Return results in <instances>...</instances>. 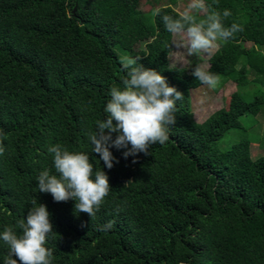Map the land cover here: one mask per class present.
Segmentation results:
<instances>
[{
  "label": "trees",
  "instance_id": "trees-1",
  "mask_svg": "<svg viewBox=\"0 0 264 264\" xmlns=\"http://www.w3.org/2000/svg\"><path fill=\"white\" fill-rule=\"evenodd\" d=\"M157 1L0 0V233H19L35 200L53 224L52 264H264V154L251 156L249 137L218 146L243 116L264 114V0H205L209 12H231L225 26L244 30L208 59L215 89H236L202 122L191 95L207 86L192 75L197 65L168 62L172 34L161 17L176 18L179 0H164L153 15ZM117 47L164 75L183 99L164 144L125 158L127 149L109 142L118 163L108 169L88 137L107 119L111 87L127 76ZM254 143L264 147V132ZM57 144L88 154L109 177L93 219L75 213L74 199L56 202L38 190L41 171L55 174L48 148ZM7 254L0 240V264Z\"/></svg>",
  "mask_w": 264,
  "mask_h": 264
},
{
  "label": "clouds",
  "instance_id": "clouds-1",
  "mask_svg": "<svg viewBox=\"0 0 264 264\" xmlns=\"http://www.w3.org/2000/svg\"><path fill=\"white\" fill-rule=\"evenodd\" d=\"M173 11L177 12L176 18L164 14L162 22L173 37H179L173 41L176 48L186 50L189 56L210 55L218 41L226 42L244 30L236 22L225 26L224 19L231 12L228 9L222 13L209 12L205 0H190L184 10ZM202 12L206 15L198 18ZM160 13V8L153 10V15ZM257 51H260L259 46ZM120 60L127 70L123 87L115 84L111 87V98L105 107L107 119L98 120L96 131L88 137L93 152L100 156L98 161L102 160L108 169L114 162L118 163L109 142L117 148H126L125 158L140 152L151 155V145L164 144L169 139V126L176 123V101L183 99V93L170 86L157 70L137 66L136 59L129 56H121ZM192 75L212 89L220 83L217 75L200 64ZM113 133L117 134L115 139ZM48 152L53 154L55 174L49 169L41 171L37 177L38 190L50 193L56 202L74 199L75 213H87L93 219L111 190L106 172L94 167L90 156L84 152L70 151L59 144L50 146ZM3 153L0 141V155ZM110 227L111 223L100 230ZM17 228L21 230L19 233L10 226L0 233V240L8 246L3 264H52L53 251L46 246L53 230L47 206L33 200L26 219L19 220Z\"/></svg>",
  "mask_w": 264,
  "mask_h": 264
},
{
  "label": "rangeland",
  "instance_id": "rangeland-1",
  "mask_svg": "<svg viewBox=\"0 0 264 264\" xmlns=\"http://www.w3.org/2000/svg\"><path fill=\"white\" fill-rule=\"evenodd\" d=\"M190 0H179L177 4L173 5L174 9L178 11L184 10ZM167 3L164 0H158L154 2L153 6L155 8H161ZM148 9L152 7V4H147ZM174 39H179V37H173L172 35V47L169 54L168 62L170 66L187 67L192 68L193 66L200 64L204 67H208L209 57L216 52L217 48L209 55L202 53L199 57L189 56L187 51L184 49H177L173 44ZM119 53L123 56L124 52L117 47ZM264 50V49H263ZM236 89L234 82H226L221 85L218 89H212L208 86H203L191 91L192 95V105L195 113V118L197 121L202 122L207 119L216 110L223 108L226 105L228 97L231 92ZM242 128L232 130L227 136L222 137L218 146L221 150H227L232 145L240 141L244 137H249L253 141V146L251 147V156L258 157L264 154V147L261 144H255V138L258 139L259 131L264 132V114L259 113L257 116L246 115L241 118Z\"/></svg>",
  "mask_w": 264,
  "mask_h": 264
},
{
  "label": "water",
  "instance_id": "water-1",
  "mask_svg": "<svg viewBox=\"0 0 264 264\" xmlns=\"http://www.w3.org/2000/svg\"><path fill=\"white\" fill-rule=\"evenodd\" d=\"M74 10H75V8H74L73 11H72L73 13H74Z\"/></svg>",
  "mask_w": 264,
  "mask_h": 264
}]
</instances>
